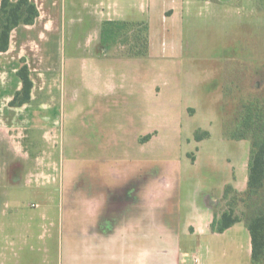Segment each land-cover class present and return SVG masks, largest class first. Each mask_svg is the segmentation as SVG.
<instances>
[{
	"label": "crops",
	"instance_id": "1",
	"mask_svg": "<svg viewBox=\"0 0 264 264\" xmlns=\"http://www.w3.org/2000/svg\"><path fill=\"white\" fill-rule=\"evenodd\" d=\"M30 1L38 8L39 17L33 25L14 29L9 50L0 52L3 70L0 73V144L11 142L17 152L6 160L26 165L39 162L44 153L38 147L57 145L61 127L63 137L77 140L81 147H132L125 159L134 167L128 174L131 185L122 191L113 186L96 187L89 190L81 205L79 264H183L184 256L188 255L182 245L183 238L187 245L195 244L194 247L204 250L205 259L210 261L240 258L246 252L252 256L251 236L245 222L223 233H214L211 229L219 215L217 209L225 187L232 185L240 193L248 188L251 142L248 155L240 165L243 175L238 177L237 169L232 166V178L222 185L224 191L220 187L218 198L205 194V200L199 202L190 188L183 185L180 170L175 187L173 172L151 176L146 169L150 158L145 147L159 137L157 127L151 124L152 104L175 114L165 126L178 139L184 122L199 112L192 104L195 77L182 66L186 55L184 23L196 16L205 4L216 9L215 12L227 10L225 4L220 0L214 3L202 0ZM108 21L131 23L138 26V31L147 26L148 55L128 58L110 54V46H104L101 41L103 25ZM22 60L28 65L34 84L31 101L22 107H11L15 94L22 89L17 76ZM206 72L207 80L209 76H217L215 69L212 75L209 70ZM63 99L71 106L63 108ZM63 114L68 117L64 126ZM148 135L151 139L141 143ZM30 143L36 150L25 151L24 145ZM192 158L195 162L196 158ZM110 159H120L118 148L111 151ZM43 160L54 164L49 149ZM53 164L49 171L56 170ZM29 175L43 176L38 168L18 173L21 179ZM10 176L6 172V180ZM111 177L117 181L122 175L114 171ZM17 182L7 184L2 193L29 186L22 180L20 186ZM0 221V264H21L22 260L11 249L14 237L8 233L10 225Z\"/></svg>",
	"mask_w": 264,
	"mask_h": 264
},
{
	"label": "rangeland",
	"instance_id": "2",
	"mask_svg": "<svg viewBox=\"0 0 264 264\" xmlns=\"http://www.w3.org/2000/svg\"><path fill=\"white\" fill-rule=\"evenodd\" d=\"M202 1L214 3L217 0ZM220 1L227 10L215 12L216 9L205 4L196 16L186 19L184 23L186 55L182 59V66L195 77L196 93L192 96V104L199 112L190 121L184 122L178 139V135L165 126L175 114L152 104L151 124L157 127L159 137L145 147L150 158L146 169L150 170L151 176L173 172L176 187L180 170L179 175L185 182L183 185L190 188V193L194 198L198 197L199 202L205 200V194L219 197L220 187L232 178V166L237 169L238 177L239 174L243 175L240 165L248 155L250 141L239 142L232 137L250 112L264 111V0ZM136 34L143 38L144 29L138 33L137 28H133L132 35ZM108 50L113 55L120 54L124 48L118 45L108 47ZM214 69L217 76H209L207 80L206 71L209 70L212 75ZM46 70L45 66L44 72ZM2 71L0 69V73ZM185 82L188 90V80ZM61 105L63 108L71 106L66 99ZM193 112L190 110L191 114ZM61 122L63 126L67 124L68 117L63 114ZM76 128L75 132L78 133ZM198 130L208 131L210 136L198 142L195 139ZM60 133L61 139L57 145L50 143L48 148L38 147L44 155H41L39 162L31 165L7 161V156L14 157L17 152L11 142L0 144V220L10 225L8 233L14 237L11 249L22 260L21 264H79L81 205L89 190L113 186L122 191L132 182L128 174L134 167L125 161L132 147H81L77 140L63 137L62 127ZM116 148L119 149L120 158L117 161L110 159L111 151L115 152ZM48 149L54 164L43 160ZM24 150H36V147L30 143L24 145ZM51 164L55 165L56 170L49 171ZM31 168H38L43 176L33 178L29 175L23 179L18 176V173L29 172ZM114 171H119L122 178L116 181L111 177ZM6 172L11 175L7 180ZM49 173L53 176L49 177ZM21 180L29 186L2 193L4 188L17 181L20 186ZM235 191L227 199L223 197L218 214L228 208L234 209L237 215L246 220L264 202V190L256 197ZM182 245L188 253L183 258V264H196L195 258L201 260V264L251 263V255L247 252L240 258L232 256L210 261L205 259L204 250L194 247L195 244L187 245L185 238Z\"/></svg>",
	"mask_w": 264,
	"mask_h": 264
},
{
	"label": "trees",
	"instance_id": "3",
	"mask_svg": "<svg viewBox=\"0 0 264 264\" xmlns=\"http://www.w3.org/2000/svg\"><path fill=\"white\" fill-rule=\"evenodd\" d=\"M39 17V10L30 0H2L0 4V52L5 53L10 48V36L14 29L21 25H33ZM138 27L131 23L108 21L103 25L102 44L104 46L124 48L119 55L122 57H146L148 55V28L145 26L143 38L132 35L133 28ZM141 33V30L138 31ZM17 76L22 82V89L18 91L10 103L11 107H22L31 101L33 81L30 70L24 60ZM232 137L235 141L249 140L251 142L248 188L246 195L256 197L264 190V111L250 112L243 125ZM209 137L206 131L198 130L195 134L196 141L200 142ZM151 135L140 140L148 142ZM232 185H227L224 191V200L234 192ZM236 192V191H235ZM237 193V192H236ZM245 222L250 232L252 243L251 264L264 262V202L257 207L254 214L243 220L235 213L234 209L222 211L216 215L211 229L214 233H223L234 225Z\"/></svg>",
	"mask_w": 264,
	"mask_h": 264
},
{
	"label": "built area",
	"instance_id": "4",
	"mask_svg": "<svg viewBox=\"0 0 264 264\" xmlns=\"http://www.w3.org/2000/svg\"><path fill=\"white\" fill-rule=\"evenodd\" d=\"M194 261H195V263H196V264H198V262H199L197 258H195V260H194Z\"/></svg>",
	"mask_w": 264,
	"mask_h": 264
}]
</instances>
